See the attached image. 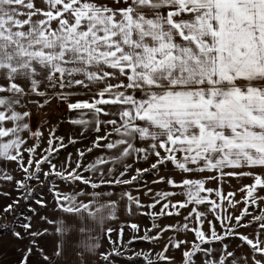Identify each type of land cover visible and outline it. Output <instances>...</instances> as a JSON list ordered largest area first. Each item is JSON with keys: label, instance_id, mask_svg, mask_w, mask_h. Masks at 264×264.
Wrapping results in <instances>:
<instances>
[{"label": "snow or ice", "instance_id": "1", "mask_svg": "<svg viewBox=\"0 0 264 264\" xmlns=\"http://www.w3.org/2000/svg\"><path fill=\"white\" fill-rule=\"evenodd\" d=\"M0 179V264H264V0H0Z\"/></svg>", "mask_w": 264, "mask_h": 264}, {"label": "rangeland", "instance_id": "2", "mask_svg": "<svg viewBox=\"0 0 264 264\" xmlns=\"http://www.w3.org/2000/svg\"><path fill=\"white\" fill-rule=\"evenodd\" d=\"M66 111V108H64L63 106L59 107L58 105H54V115L56 116V118L58 119V121H64V123H67V121L70 119V116L68 117V115L64 118L62 117L63 112ZM68 125V124H67ZM69 126V125H68ZM70 127V126H69ZM72 131L74 130L73 127H71ZM70 131V133L72 132ZM21 174L16 173V177L20 178ZM160 187H163L162 185ZM0 190L2 191H12V187L10 184L5 183L2 179H0ZM13 195H15V193L13 192ZM10 200L6 197H4L3 195H0V225H4V224H10L13 220L12 215L10 214H6L3 211V206L6 205L7 203H9ZM123 218V217H122ZM179 220V218H173V219H166L164 222L165 223H176ZM140 222H141V226H145V225H150V220H148L147 218L144 217H140ZM127 232L125 234V238H127ZM189 238H192V234L189 233ZM136 247L138 248H147L148 245L147 244H142V243H137ZM0 252H7L6 256L0 257V259L3 260H9L12 259V254L9 248V243H8V237L7 235H5L4 237L0 238ZM170 255H172L173 253H169ZM174 255L176 256V261L177 264H179V260L181 259V253L179 251H176L174 253Z\"/></svg>", "mask_w": 264, "mask_h": 264}, {"label": "crops", "instance_id": "3", "mask_svg": "<svg viewBox=\"0 0 264 264\" xmlns=\"http://www.w3.org/2000/svg\"><path fill=\"white\" fill-rule=\"evenodd\" d=\"M53 109H54V105H52L51 108L47 110V112H48L47 118L49 120H51L53 123H55L56 121H58V119L54 115ZM63 113H67L68 117L71 116V114H69L67 112V110L65 112H63ZM39 119H40L39 117H34V123H36ZM67 124L68 123H63L62 127L58 128V130H57V134L58 135H71L73 133L74 130L72 131L71 130L72 128L69 127ZM45 128H47V125H45ZM70 131H72V132L70 133ZM68 151H73V149L71 148V146H69ZM61 156L63 157V150L61 152ZM6 168L14 176H16V173L19 174V172L16 169V166H15L14 163H8V164H6Z\"/></svg>", "mask_w": 264, "mask_h": 264}, {"label": "water", "instance_id": "4", "mask_svg": "<svg viewBox=\"0 0 264 264\" xmlns=\"http://www.w3.org/2000/svg\"><path fill=\"white\" fill-rule=\"evenodd\" d=\"M66 116H67V113H63L62 117H64V118H65Z\"/></svg>", "mask_w": 264, "mask_h": 264}, {"label": "built area", "instance_id": "5", "mask_svg": "<svg viewBox=\"0 0 264 264\" xmlns=\"http://www.w3.org/2000/svg\"><path fill=\"white\" fill-rule=\"evenodd\" d=\"M59 106V105H58ZM59 107H61V106H59Z\"/></svg>", "mask_w": 264, "mask_h": 264}]
</instances>
